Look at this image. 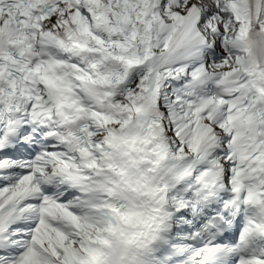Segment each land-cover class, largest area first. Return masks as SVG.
Instances as JSON below:
<instances>
[{
	"label": "snow or ice",
	"instance_id": "snow-or-ice-1",
	"mask_svg": "<svg viewBox=\"0 0 264 264\" xmlns=\"http://www.w3.org/2000/svg\"><path fill=\"white\" fill-rule=\"evenodd\" d=\"M0 264H264V0H0Z\"/></svg>",
	"mask_w": 264,
	"mask_h": 264
}]
</instances>
